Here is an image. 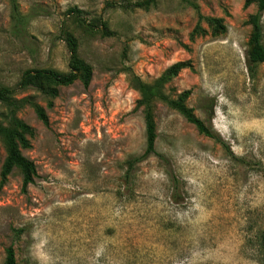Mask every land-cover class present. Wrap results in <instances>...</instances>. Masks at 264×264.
Here are the masks:
<instances>
[{
    "label": "rangeland",
    "instance_id": "374dc122",
    "mask_svg": "<svg viewBox=\"0 0 264 264\" xmlns=\"http://www.w3.org/2000/svg\"><path fill=\"white\" fill-rule=\"evenodd\" d=\"M0 0V86L32 95L16 112L33 128L20 152L34 164L21 189L15 167L0 183V262L11 245L16 264H264V62L246 67L255 11L243 0ZM76 7L111 35L92 32L67 10ZM203 16L220 17L224 32L189 36ZM264 46V10L260 16ZM66 29L78 57L91 67L86 86L58 87L49 106L32 88L20 90L23 70H67ZM188 59L166 84L189 89L186 104L223 144L196 132L157 103L151 154L125 174L126 160L144 149L137 92L125 67L144 81ZM212 101L208 108L206 100ZM0 109L2 107L0 106ZM4 149L0 140V165Z\"/></svg>",
    "mask_w": 264,
    "mask_h": 264
},
{
    "label": "trees",
    "instance_id": "16d2710c",
    "mask_svg": "<svg viewBox=\"0 0 264 264\" xmlns=\"http://www.w3.org/2000/svg\"><path fill=\"white\" fill-rule=\"evenodd\" d=\"M154 0H135L125 2H107V6L122 7L131 9L134 7L146 8ZM12 2V8L15 4ZM250 4L255 6V11L247 16V23L250 25L248 35V46L246 50V67L249 73H252L257 64L264 62V46L261 43V25L260 16L264 10V0H243V7ZM74 19L80 24L86 25L92 32L100 35H111V31L106 27L105 22L94 24L86 21L81 17V10L76 7H70L67 10ZM203 20L209 27L212 35L224 32V25L220 17L203 16L197 12V20L189 33L192 37L194 34L204 33L199 22ZM63 41L68 49L67 70L58 71L52 68H29L22 71L17 81V88L24 90L32 88L40 93L46 99V105L51 104L52 99L56 96L58 87L71 84L78 80L82 86H86L91 78V67L88 63L78 57L76 53V40L66 29L62 31ZM191 63L188 59L178 60L167 65L156 77L150 81L142 80L129 67H125L124 72L127 74L129 86L137 92L135 107L140 110L143 122L144 132V149L138 156L129 157L126 160L125 174L131 166L151 155L156 154L154 141L156 138V125L154 120V110L157 103H162L166 107L177 112L183 119L190 123L197 133L209 137L214 141L223 144L222 140L215 136L209 127L196 116L193 108L186 104L190 94L189 89H183L176 94L166 91V84L175 77L182 69H191ZM29 106L36 118L43 124H47V115L44 107L36 102L32 95L25 94L19 97L14 96L13 90L0 86V140L4 149V157L0 165V183H2L11 169L15 167L21 175V189H24L32 182L35 175L34 164L31 160L21 154V148L29 147L28 138L33 135V128L17 117L16 112L24 106ZM208 108L212 107V101L206 100ZM259 248L264 254V230L260 232L258 238ZM0 264H16L14 250L11 245L4 248V255Z\"/></svg>",
    "mask_w": 264,
    "mask_h": 264
}]
</instances>
